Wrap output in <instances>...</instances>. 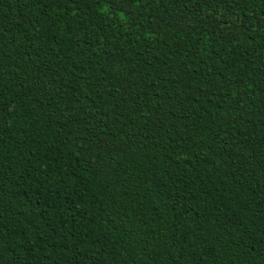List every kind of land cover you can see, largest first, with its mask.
I'll return each mask as SVG.
<instances>
[{
    "label": "trees",
    "instance_id": "1",
    "mask_svg": "<svg viewBox=\"0 0 264 264\" xmlns=\"http://www.w3.org/2000/svg\"><path fill=\"white\" fill-rule=\"evenodd\" d=\"M0 264H264V0H0Z\"/></svg>",
    "mask_w": 264,
    "mask_h": 264
}]
</instances>
